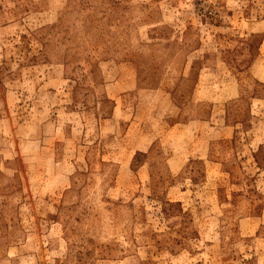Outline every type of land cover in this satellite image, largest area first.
Instances as JSON below:
<instances>
[{
  "label": "rangeland",
  "instance_id": "obj_1",
  "mask_svg": "<svg viewBox=\"0 0 264 264\" xmlns=\"http://www.w3.org/2000/svg\"><path fill=\"white\" fill-rule=\"evenodd\" d=\"M0 264H264V0H0Z\"/></svg>",
  "mask_w": 264,
  "mask_h": 264
}]
</instances>
